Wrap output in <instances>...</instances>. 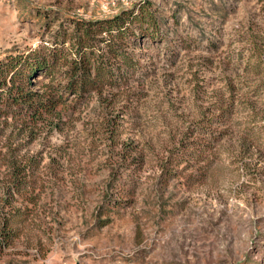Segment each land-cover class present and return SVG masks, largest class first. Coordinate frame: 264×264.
Masks as SVG:
<instances>
[{
	"label": "rangeland",
	"instance_id": "obj_1",
	"mask_svg": "<svg viewBox=\"0 0 264 264\" xmlns=\"http://www.w3.org/2000/svg\"><path fill=\"white\" fill-rule=\"evenodd\" d=\"M144 1L0 0V59L64 39L26 92L60 90L72 20ZM147 1L118 87L1 105L0 264H264V0Z\"/></svg>",
	"mask_w": 264,
	"mask_h": 264
},
{
	"label": "trees",
	"instance_id": "obj_2",
	"mask_svg": "<svg viewBox=\"0 0 264 264\" xmlns=\"http://www.w3.org/2000/svg\"><path fill=\"white\" fill-rule=\"evenodd\" d=\"M71 27L70 46L75 53L65 59L68 71L63 77L64 82L59 83L60 90H53L55 87L51 85L50 93L26 92L36 72L51 73L58 59L64 56V39L59 42L60 50L52 51L49 58L30 60L29 56L19 55L0 59V107L2 104L15 105L22 100L29 107L53 114L66 97L79 101L92 92L118 87L127 80L128 69L134 70L138 64L123 45L145 37L154 39L159 24L154 9L146 0L105 18L73 19ZM121 66L124 67L120 68L122 71H115ZM17 175L13 173V184L6 188L10 197L22 188L23 182Z\"/></svg>",
	"mask_w": 264,
	"mask_h": 264
}]
</instances>
